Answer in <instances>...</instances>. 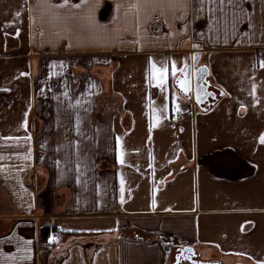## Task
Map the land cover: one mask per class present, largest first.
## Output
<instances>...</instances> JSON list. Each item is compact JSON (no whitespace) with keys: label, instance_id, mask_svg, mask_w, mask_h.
I'll return each mask as SVG.
<instances>
[{"label":"crops","instance_id":"0c3cea01","mask_svg":"<svg viewBox=\"0 0 264 264\" xmlns=\"http://www.w3.org/2000/svg\"><path fill=\"white\" fill-rule=\"evenodd\" d=\"M69 3L0 0V264H171L160 233L203 260L264 262V0L234 30L232 10L195 0ZM198 50L206 110L171 75ZM162 61L165 90L148 80Z\"/></svg>","mask_w":264,"mask_h":264},{"label":"snow or ice","instance_id":"6c2138e0","mask_svg":"<svg viewBox=\"0 0 264 264\" xmlns=\"http://www.w3.org/2000/svg\"><path fill=\"white\" fill-rule=\"evenodd\" d=\"M87 2V0H81V4ZM145 3L151 2V0H144ZM181 2L188 3L189 0H181ZM196 4L199 6L201 11H204L205 5H208V12L213 14V19L215 18V14L219 13L221 18L227 17L228 13L226 9L232 10V16H233V23H232V28L233 30L235 29L236 23H243L245 19H248V28L252 27L250 16L251 12L249 9L245 8L243 5L246 3V0H195ZM71 7L69 0H63V4L61 7ZM80 4L75 5V7H80ZM119 7V5L117 6ZM16 17H20L21 13L16 12ZM18 34V33H17ZM247 35V33H245ZM194 47H197L194 45ZM193 61L197 60L198 57L193 56L191 58ZM253 67H258L260 69H264V61H257L256 64L253 65ZM150 71L151 75L149 76V84H151L152 81H155V86L161 88V90H165L166 85H167V79H168V67H167V61H162L161 66L157 67L155 63H152L150 65ZM199 71H204L199 70ZM190 69L188 66L184 67H179L177 68L176 64L173 62L171 64V75L176 78V84L179 87V90L185 94L186 96L189 94L191 91V86H190V81L188 79ZM179 73V76L177 75ZM255 92H256V85L253 83L252 85V95L255 98ZM203 93V88L198 84L197 85V94H196V100L197 102H200L202 100V95ZM225 93L222 91L221 95H224ZM68 94L65 93V96ZM204 95H207V93H204ZM166 99V98H165ZM76 106L83 107L81 102L79 100L76 101ZM151 106V105H150ZM167 109V104L164 105L163 109H160V111H164ZM87 111V109H85ZM176 111H180L179 106H176ZM158 123V121H157ZM155 124L150 125V131L152 127H155ZM6 139H12V138H6ZM30 139V138H28ZM259 142L261 144H264V134H261L259 137ZM24 159H30V150L29 154L23 157ZM0 159H3V157H0ZM118 161L121 165L125 163L123 156L118 157ZM2 170V169H0ZM123 183L124 180L121 178V192H123ZM54 242V241H52ZM26 244H30L31 241H26ZM24 251H27V249H24ZM188 251V250H185ZM2 258L4 260H15L17 257L14 254H8V255H3ZM25 259H30V257H23ZM182 258V254L178 255L176 258V264H180V260ZM261 264H264V262H261Z\"/></svg>","mask_w":264,"mask_h":264},{"label":"water","instance_id":"95a60500","mask_svg":"<svg viewBox=\"0 0 264 264\" xmlns=\"http://www.w3.org/2000/svg\"><path fill=\"white\" fill-rule=\"evenodd\" d=\"M193 56L198 57L197 60L193 61L191 58ZM201 56V51H195L186 61L184 66H188L190 69L188 79L190 81L191 91L187 96H193L194 101L198 104L201 109L206 110L208 109V106L214 102V100L217 97V92L213 89H210L211 83L207 79L208 76V67L206 65H199L198 60ZM204 71H199V70ZM200 85L203 88L202 100L200 102H197L196 100V94H197V85ZM179 88V87H178ZM204 93H207V95H204ZM183 94V93H182ZM211 98V99H210ZM160 237L162 239H165L168 241V243L165 245V249L167 251H170L172 247L178 246L176 250H178V253L174 255V260L171 264H176V258L178 255L182 254V258L180 260V263L183 261H187L193 264H219L218 260H203L199 258V252L196 250L195 246L191 242H181L180 240L176 238H171L167 235L161 234ZM188 250V251H185Z\"/></svg>","mask_w":264,"mask_h":264},{"label":"rangeland","instance_id":"374dc122","mask_svg":"<svg viewBox=\"0 0 264 264\" xmlns=\"http://www.w3.org/2000/svg\"><path fill=\"white\" fill-rule=\"evenodd\" d=\"M107 90V88H105ZM109 89V88H108ZM113 102L112 98L108 96V93L106 91H103L99 96H98V103H99V111L101 112L102 115L105 116L106 113H109V109H111V106L109 107V102ZM116 103L119 102V98L115 101ZM109 103V104H108ZM150 142V141H149ZM136 147L139 149L142 147V141H138ZM151 150V146L149 148ZM119 157V156H118ZM102 165V163L100 164ZM67 193V191H66ZM93 217L87 216V217H80L79 220L83 221L84 224H87ZM201 258H207L205 255H202Z\"/></svg>","mask_w":264,"mask_h":264},{"label":"trees","instance_id":"16d2710c","mask_svg":"<svg viewBox=\"0 0 264 264\" xmlns=\"http://www.w3.org/2000/svg\"><path fill=\"white\" fill-rule=\"evenodd\" d=\"M223 90L220 88V93L222 92ZM218 98V94H217V97H216V99ZM215 99V100H216ZM214 100V101H215ZM211 105V104H210ZM210 105L208 106V108L210 107ZM201 108V107H200ZM48 233H49V229L47 228V227H43L42 229H41V234H40V236H42V238L43 239H46L47 238V236H48ZM133 234H135V235H137L138 237H141V236H147V237H150L151 236V233L150 232H148V231H145V232H143L141 229H135V232L133 233ZM176 248V247H175ZM173 253H174V255H175V250L173 251ZM250 264H255V263H250Z\"/></svg>","mask_w":264,"mask_h":264},{"label":"built area","instance_id":"2783aa9c","mask_svg":"<svg viewBox=\"0 0 264 264\" xmlns=\"http://www.w3.org/2000/svg\"><path fill=\"white\" fill-rule=\"evenodd\" d=\"M176 104L171 105L170 116L172 119L181 120L184 118V111L180 108V111H176Z\"/></svg>","mask_w":264,"mask_h":264},{"label":"flooded vegetation","instance_id":"af4514ba","mask_svg":"<svg viewBox=\"0 0 264 264\" xmlns=\"http://www.w3.org/2000/svg\"><path fill=\"white\" fill-rule=\"evenodd\" d=\"M177 247H178V246H177ZM177 253H178V250L175 249V254H177Z\"/></svg>","mask_w":264,"mask_h":264}]
</instances>
